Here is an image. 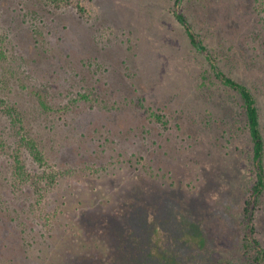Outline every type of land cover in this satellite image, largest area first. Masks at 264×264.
Listing matches in <instances>:
<instances>
[{
	"label": "rangeland",
	"instance_id": "rangeland-1",
	"mask_svg": "<svg viewBox=\"0 0 264 264\" xmlns=\"http://www.w3.org/2000/svg\"><path fill=\"white\" fill-rule=\"evenodd\" d=\"M35 2L0 0V26L14 22L16 33L11 43L0 30V97L57 183L44 224L17 217L33 197L0 181V239L22 243L28 257L1 245L0 264L18 254L12 264H126L142 253L152 264H205L214 249L236 253L252 141L239 95L190 43L174 0ZM179 7L220 68L254 94L264 138V0ZM8 124L0 114L5 148L15 141ZM253 223L264 246V192Z\"/></svg>",
	"mask_w": 264,
	"mask_h": 264
},
{
	"label": "trees",
	"instance_id": "trees-1",
	"mask_svg": "<svg viewBox=\"0 0 264 264\" xmlns=\"http://www.w3.org/2000/svg\"><path fill=\"white\" fill-rule=\"evenodd\" d=\"M22 1L24 6L29 2V0ZM41 1H49V3H51L50 0H40V2ZM182 1L183 0H174L173 2V15L176 21L184 29V32L188 37L190 43L204 55L205 59L211 67L212 72L214 73L216 80L223 86L234 90L241 99L243 111L246 117V125L252 141V167L255 175V180L248 188L247 195L246 197H244L241 206L240 224L242 230L238 245H236V248H238L236 249V253H234L232 256L226 257L224 255H220L219 252L214 249L212 250V252L210 251L208 253H205V257H207V259L204 258V261L205 264H264V246L262 245L260 239L256 237V230L253 223L254 211L260 204V197L264 192V138L260 128L259 112L256 99L249 87L233 79L220 68L215 56L212 55V53L207 49L206 45L202 44L197 35V32L192 26V23L180 10L179 6ZM19 3L20 2L18 1V4ZM30 3L31 5L32 3L36 4L35 0H30ZM7 4L9 5L8 1ZM19 11H21L20 8ZM32 13H35V11L33 10ZM19 15L20 14L17 15V13H15L12 18H16L18 21H20L19 19L21 18L19 17L21 16ZM6 22L7 25L5 24ZM6 22L4 21V24L0 26V30L6 32L11 39L9 42L13 43V39L16 36V33H14L12 29L15 23L13 22L11 24H8V21ZM38 96L40 97L41 103L43 104L45 100L40 95ZM45 106L46 105H44V107ZM0 114H5V116L7 115V117L9 118L8 126L15 140L13 146L9 145V147L6 148L5 144L0 141V153L1 151H6V160L5 163L2 164L6 165V167L4 169H0L1 185H3L7 189L9 188V190H11L15 195H19L18 192H23L25 193V195L33 197V201L29 200L28 197L27 201L21 204L22 208H20L19 212H16L17 217L21 216L22 214L27 215V217H29V215H34V218L39 216L44 220L43 223L45 224L47 221L46 217L41 215L39 212H41V209L43 207V201L46 200V194L56 186L57 177L54 173L47 171V168L45 167L46 160L44 154L40 146L37 144L36 140L29 134L28 130L26 129L19 111L14 108L13 105L9 104L5 100V98L1 97ZM2 130L3 128H1L0 126V133ZM27 160L36 164L38 166L37 169L40 170H35V172L32 171L33 169H31L26 164ZM1 161L2 160L0 159V162ZM16 223L24 227V223L20 220ZM124 225L125 224H123V226ZM3 238L0 239V248H2L1 245H4V247H6V249L8 250L13 248L19 249V251H21L20 254H23L22 256H24V259L28 260L26 254H24L25 251H27L26 247L24 248L22 243L19 244L18 242L13 241V239L8 236ZM218 244L220 246H223L221 242H219ZM9 245L11 246V248ZM119 245L120 241H114L113 243H110L109 250H111V253L112 251L116 252L117 248L119 249ZM213 252L217 257L220 255L218 257L219 259H210ZM20 254H18V259L13 255H7L6 258L8 257V262H10L11 264L14 261H17L19 263ZM142 254H138V256L133 255L132 257L128 258L129 262L126 264H136L138 261H142V264H152L149 260L147 261L146 258L140 259L144 258ZM0 256V260L3 261L4 258L2 255V251H0ZM83 256L84 255L82 254L77 257Z\"/></svg>",
	"mask_w": 264,
	"mask_h": 264
}]
</instances>
